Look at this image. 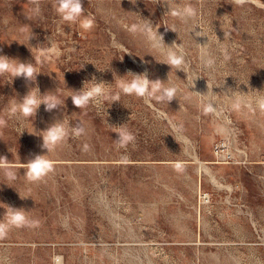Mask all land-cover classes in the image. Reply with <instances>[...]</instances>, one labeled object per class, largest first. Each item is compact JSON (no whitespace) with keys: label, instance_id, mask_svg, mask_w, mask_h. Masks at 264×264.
Listing matches in <instances>:
<instances>
[{"label":"rangeland","instance_id":"obj_1","mask_svg":"<svg viewBox=\"0 0 264 264\" xmlns=\"http://www.w3.org/2000/svg\"><path fill=\"white\" fill-rule=\"evenodd\" d=\"M38 2L0 0V55L38 72L0 75V156L16 174L0 169V203L39 222L0 237V264H264V0H82L90 31ZM189 5L195 17L171 14ZM51 42L60 55H41ZM129 72L175 98L124 94ZM93 77L119 101L77 108L70 95ZM34 88L62 105L9 118ZM56 121L69 135L47 153ZM45 154L53 171L29 181L21 163Z\"/></svg>","mask_w":264,"mask_h":264},{"label":"clouds","instance_id":"obj_2","mask_svg":"<svg viewBox=\"0 0 264 264\" xmlns=\"http://www.w3.org/2000/svg\"><path fill=\"white\" fill-rule=\"evenodd\" d=\"M36 5L35 11L39 12L38 0H32ZM236 4L243 5L245 0H235ZM56 12L60 18L70 24L79 23L80 28L85 31H90L94 26V20L90 17H81L84 14V8L82 0H56ZM173 16L180 17L181 19L192 18L196 16V9L192 6H186L183 10H173L171 13ZM150 38L155 41L156 33H152L148 28ZM160 42H163V37L159 35ZM41 55L50 57L51 55L59 56L60 53L54 42H51V46L42 50ZM183 63V58L177 56L175 53H170L168 56L167 64L171 67L180 68ZM211 60L208 61L210 65ZM10 73L13 77H24L26 81H34L38 72L36 71L34 64L21 63L17 60L8 58L7 56L0 55V75ZM131 74L132 79L124 82L120 85L121 91L124 94L136 95L138 97L152 98L155 93H159L155 98L158 101L170 102L176 95V89L163 88L160 80L150 81L147 77V72L143 74ZM34 78V79H33ZM30 90L26 96L23 97L19 103H12L8 110L9 118L14 117L19 113L24 118H30L35 116L37 109L41 104H44L47 111H52L62 105L58 98L53 95L41 96L39 90ZM71 96L73 104L79 108H85L89 104H102L107 100L112 102L119 101V94L111 95L106 91V84L103 82H96L95 77L91 81H85L81 90L73 92ZM43 97V99H41ZM264 107V102L261 103ZM6 124V120L0 117V126ZM72 133L76 136H80L85 132V129L78 125L71 129ZM118 134V139L114 141L118 147L126 148L129 144L134 143L135 136L133 133L124 128V125L115 127V131ZM69 135V130L65 127L63 121H56L52 123L45 131L41 132L43 140L42 147L50 153L61 144L65 138ZM15 167L13 162H10L7 157L0 156V169L5 171V175L9 180L15 179V172L12 170ZM21 168L25 169V176L31 182H39L43 180L54 169V162L47 158L45 155H36L34 158L28 160L27 163H21ZM24 199V197H21ZM0 208H4L3 219L0 220V237L7 234L11 227L22 228L25 226L38 225V221H29L27 211L22 208H15L8 204L0 203Z\"/></svg>","mask_w":264,"mask_h":264}]
</instances>
